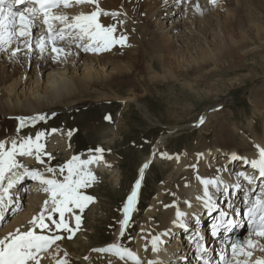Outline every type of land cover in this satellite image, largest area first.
Returning <instances> with one entry per match:
<instances>
[{
  "label": "rangeland",
  "instance_id": "obj_1",
  "mask_svg": "<svg viewBox=\"0 0 264 264\" xmlns=\"http://www.w3.org/2000/svg\"><path fill=\"white\" fill-rule=\"evenodd\" d=\"M238 1L239 0H232V2L228 4L223 2L225 4L221 3L222 6H220L219 2L216 4H208L207 12L201 16V14L193 13V10H191L193 0H179L178 2L176 0V3H180L179 6L182 7L174 16V18L179 17L178 22L180 24L182 23L180 30L175 33V35L181 38L180 44H185V41L188 39L183 33L189 35H193L194 33L197 35L196 29L199 28L208 31L205 32L206 37L211 40L212 37L214 38L217 35L216 31L213 29L216 28V26L218 27L219 23L226 27H231L235 29V31H237V29L241 30L243 27L245 29L248 19L239 12L238 5H240L243 0L239 3ZM236 5L237 9H235ZM78 6L79 5H76L75 8L67 9L68 11L76 9L73 11L71 10V13L69 12L67 14L69 16H74V13L79 11V9L77 10ZM156 6L157 1H151L146 8L148 12L153 10L154 13H150L151 16L152 14H156ZM255 7L257 8V5H255ZM111 10L115 11L116 9L111 8ZM106 12H109L107 8ZM115 12H119V10ZM235 13H237V15ZM191 14H197L199 16L196 15L190 19ZM249 15L250 17L254 15L253 10H250ZM103 16L104 20L108 22L109 18L105 15ZM232 16L236 18L234 19ZM230 17L233 19L231 20ZM148 18L149 16L147 15L140 20L133 21V23L130 20L129 22L133 26L129 32H125L121 30L118 25H115L116 31L114 35L117 37L121 35L126 36L127 41L125 46L127 48L125 46L121 47V45L118 44V46L115 45L117 50H115L114 46V49L113 47L111 48V50L113 49L112 52L110 50L103 51L102 53L92 51L84 52V54L90 53L89 55L91 56H96L98 54L99 56L109 55L108 58L106 57L107 59L113 58L120 61L116 64H109L110 67L108 66V75L106 76H111L108 79L113 78L111 83L105 82L102 85H94L90 87L89 93L80 94L77 97L60 102L50 109H46V116L43 120H38L30 124L27 123L24 127H20V123H16L20 116L19 111H17V114L9 115L7 118L2 115V120L7 122V126L17 129L12 132L13 134L11 136V139L13 141L15 140L17 144L27 138L35 140L38 133H44V136L39 141V143L44 145L41 154L43 163L36 161L33 166L36 170L46 172L55 179L63 180L64 175H67L66 170L63 174H61L59 170L71 160L72 157L79 156L81 159H85L90 155H95V150L97 148L104 150L103 159L110 160L114 163L112 164L113 166L110 165L114 168L112 170L113 172L111 170H109L110 172L97 171L96 168L90 165V170L96 175V181L91 187L82 189V191L86 195L94 197L95 202L90 204L82 214L81 229L76 232L74 238H64L57 242L59 250H56V254H58L59 251H63V254L60 252L61 257H63L66 252L67 259H73L74 264H93V259L96 264L105 261L103 257L107 255L106 252L104 253L96 250L106 248L113 243L115 234L123 218L124 205L138 178L140 168H142L143 162L154 153L151 152L152 145L157 139L159 140L160 136L164 139L167 138V141L157 152L156 160H154L150 167H148L149 169L146 170V176L141 188V196L139 197L140 201L137 203V210L134 214V217H136L133 222H130L126 235H124L121 241L124 247H132L135 245V238L140 234L142 229L141 224H144L145 228L152 233H154L155 230L160 231L167 229L168 226L165 219L169 218L168 214L175 208L181 207L184 203L183 190L191 180L190 172L195 169H193V166L199 164L201 160L199 157V153L201 152H199L200 149L202 150L205 146H208V144L209 147L220 148L232 143L236 144L240 149H247L246 153H252L254 147L249 146L247 139L251 138V136L264 137L261 131L264 129V119L254 110V104L257 99L260 98L264 100V46L261 45L260 41L262 39L260 38V40H258L253 34L251 35L254 38H250V40L254 39L253 42L255 41L256 43L254 42L253 44L251 41L249 47H257L258 45L259 50H254L255 52L249 54V58L247 57V59L238 58L235 62H230L224 58L226 61L221 59L220 66H218L219 68L215 67L212 62H206L204 65L199 66L203 64L202 61L205 62L204 59L206 56L193 47H190V51L187 53V59L185 58L183 60V57H181L182 54L178 51V49H180L178 47L179 42H177L176 45L174 43V47H176L174 49L172 48L170 52L168 49L163 48V45L156 40V36L146 35L142 38L141 34L143 32L151 33L154 29H158V26L156 27L154 24L151 25L147 20ZM240 19L245 22H242L244 26L241 27V29L238 27V25H240ZM184 23H186V25ZM169 24V22L162 23L161 27L167 29ZM210 27H212V29ZM139 35L141 38L137 37ZM196 35L195 40L199 39L198 41L201 42L202 39L198 38V35ZM177 36H175L176 39L174 38L176 41L178 39ZM65 42L59 43L64 45L71 44V46H77L79 44V46L84 49L83 42ZM247 45L248 44L243 46L239 51L246 48ZM118 47H121V51H124L126 48V52L121 54ZM159 48H162L164 52L160 51ZM127 49L129 50L127 51ZM194 52L197 53L195 54ZM9 53L5 52L6 55H4V57L8 55L11 57ZM129 53L137 55L138 60L135 62V69H133V67L130 66L131 63L128 62L127 55ZM2 54H4V52L1 53V55ZM53 54L54 53L49 50L47 55L52 57ZM163 54L166 56L165 62H159L160 60L158 61V58L163 56ZM176 57H181L180 61L176 62ZM241 57L243 58V56ZM59 58L63 61L66 60L64 55H61ZM22 62H24V60H22ZM119 63L122 66H124V64L128 66L127 70L130 71L128 80L120 77L116 72L117 68L122 67ZM73 64L75 66H71ZM85 65L89 66V64L83 61H71L66 68L64 67L65 69L63 68V72H65V76L69 77L75 76L76 74L82 76L84 72H86ZM144 65H148L152 71L158 72L159 75L161 71L165 69V66L168 65L167 67H172L174 70L175 77H167L168 79L160 78L158 80L151 79L145 82V76L142 72L145 70ZM95 66L96 70L98 67L97 65ZM130 67L131 69H129ZM75 70L77 73L74 72ZM154 72H152V74H155ZM101 73L103 72L100 71V74ZM104 73H106V71ZM195 83L199 85L198 89L202 90L204 88L203 92L199 90L200 94L195 93V91L190 88V86L195 85ZM131 91H134V94ZM206 93H209L207 94L209 97L205 95ZM214 102L218 103L220 107L221 105H226L225 108H223V113L220 114V117H217L219 109H216L214 111L215 113H209L211 114V116H209L210 118L208 116L206 117L205 111ZM47 113L51 114L48 115ZM203 114L205 115L204 123L198 124L196 127L191 126L198 122V120L204 116ZM214 115H216L217 119H215L216 117ZM225 116H227L230 123L227 126L221 124L223 121L224 123L227 122L224 118ZM105 117H110V119H106ZM229 118L238 121V123H234L233 120L231 122ZM250 122L252 125L254 122L253 128L250 127L251 129L249 128ZM240 124H242V127ZM228 128H230V130ZM239 128L245 130L241 132ZM251 131L255 132L252 134ZM69 132L72 133L70 136ZM56 133L59 134V137H65V141H68H66V143L69 145L65 144V147L68 146L67 148H63L57 138L52 140V145H57L60 149L58 151L57 148L59 147H55L53 148L55 150L52 151V148H50L51 136L56 135ZM168 134L169 136H167ZM3 143L6 148L11 147L9 140L3 141ZM62 148L64 151L61 150ZM71 151L74 153L73 155ZM195 151L196 154L193 156ZM172 155L175 157H179L178 155H185L187 171L180 169V166L176 165L171 157L169 158V156ZM22 157L23 156H17L19 159L18 162L22 160L23 162L21 161L20 163L24 165L25 159ZM51 159H56L55 163L51 164ZM190 161L193 162L192 168ZM219 161L220 159L218 162ZM222 166L228 167L235 176L248 170V165L241 164L239 160L228 161ZM48 168H52L54 171L48 172ZM23 180L28 181L29 179L24 178ZM258 189H261L260 185H258L255 191L258 192ZM159 193L162 194L161 197L159 196V198H156ZM229 201L228 198L222 200V205L220 204L222 209H226ZM160 203L170 204V209L167 211L166 215H163L164 212L162 214L159 213ZM240 204L243 205V202H240ZM77 214H80L78 210ZM69 215L70 214H66L68 223L70 227L74 228L75 222L73 223L71 220V217L74 216L73 214ZM161 215L163 216L161 217ZM151 217H155V219L150 220L149 218ZM53 219L58 220V214L54 215ZM45 223L49 224V227L53 228L55 231V226L51 224V221L45 220ZM36 231H39V233L41 232L40 229ZM43 234L49 233L45 230ZM56 234L62 237L68 236V233L63 230L57 231ZM247 238V232L243 231L238 235V240L242 241ZM86 257H88V259H85Z\"/></svg>",
  "mask_w": 264,
  "mask_h": 264
},
{
  "label": "bare ground",
  "instance_id": "obj_2",
  "mask_svg": "<svg viewBox=\"0 0 264 264\" xmlns=\"http://www.w3.org/2000/svg\"><path fill=\"white\" fill-rule=\"evenodd\" d=\"M151 1H154V2L157 1L156 11H155L156 14L155 15L152 14V16L150 15V13H152L153 10L151 12H148L146 9L148 4ZM178 1L179 0H177V2ZM218 2L220 3V6H222L221 3L226 2V4H228V3H231L232 0H218ZM239 2H241V0H239L238 3ZM98 4H99V7L104 12H106V8H107L109 10V13H119V15L117 16H111V15L107 16V18H109L108 22H106L104 20V16L101 15L99 17V22L105 27L110 26V25H118V27L125 32H129L133 26L132 24H130L129 22L130 20L133 23V21L140 20L141 18L146 17L148 15L149 18L147 20L151 23V25L154 24L156 27L158 26V29H154V31L151 33L143 32L141 34L142 38L146 35L156 36V40H158L161 43V45H163V48L168 49L170 52L172 48L174 49L176 47V46L174 47V43L176 45V43L179 42L178 47L180 49H178V51L179 53L182 54L181 57H183V60L187 57L188 55L187 53L190 51V47H193L194 49H197L198 52H201L206 56V58L204 59L205 62L202 61L203 64H200L199 66L204 65V63L206 62H212L215 67H218L220 66V60L224 58H226L227 61H230V62H235L238 58L247 59L248 55L255 52L254 50L258 49L259 47L257 45V47L254 46L250 48L249 47L250 42L252 41L253 44L255 42V41L253 42L254 39L250 40V38L257 37L258 40H260L261 38L262 39L260 40L261 45L264 46V37H263L264 36V0H243V2L240 3V5H238L239 12L248 19V23L245 29L243 27L244 25H242V22H243L242 19L239 20L240 25H238V27H240V29L241 27L243 28L241 30L237 29V31H235V29L231 27H226L222 25L221 23H219L218 27L216 26V28L213 29L214 31H216L217 35L214 38L212 37L211 40H209L208 37H206V33H205L208 31H204L199 28V29H196L198 36L194 33L193 35L183 33L188 38L185 41V44L183 45L180 44V39H181L179 38L180 36L175 35L176 31L180 30V28L182 27L181 25L182 23L180 24L178 22L179 17L174 18L175 14L178 13L180 9L182 8L181 6H179L180 3H176V0H98ZM208 4H212L210 0H193L192 5H191V8H192L191 10H193V13L201 14L202 16L205 12H207ZM197 5L199 6V11L197 10ZM255 5H257V8L255 7ZM75 7L76 6H73L71 8H75ZM111 8H115L116 10H119V12H115L116 10L112 11L113 9L111 10ZM78 9L79 11L78 12L76 11L77 13L75 12L74 15L79 14V13L90 14L92 11L95 10V5H92V4H86L82 6L79 5L77 10ZM235 9H237V5L235 6ZM73 10H76V9H73ZM250 10H253L254 12V15L251 17L249 15ZM70 11L67 10L66 12L69 13ZM235 14L237 15V13ZM196 15L191 14L190 19H192V17H195ZM232 17H230L231 20L233 18L234 19L236 18V17H233V18ZM165 22L170 23L167 29L166 28L163 29L161 27L162 23L164 24ZM184 24L186 25V23ZM210 28L212 29V27ZM41 31H43V29H41ZM39 34H40L39 32L34 33V35H37V36ZM252 34L254 37L251 36ZM195 35L198 38H201L202 41L201 42L198 41L199 39L195 40ZM141 36L139 35L137 37L141 38ZM175 36H177L178 38L177 41L175 40L176 39ZM65 43H68V42H65ZM246 44H248L247 47L239 51ZM15 46L16 44H13V47ZM57 46L64 48L66 54L65 53L57 54L53 52L54 53L53 56L49 57L47 55L48 51L44 53H40L38 50H34L31 54H28L26 50H23L20 54H17L16 57L11 58L8 54H7L8 56L4 57V55H6L5 52L2 55L1 53L3 52H0V142L9 140V143H12L13 142V140L11 139V136L13 134L12 132L17 130L16 128L7 126L6 124L7 122L5 120H2V115L5 116V118H7L9 117V115L11 116V115L17 114V111H19L20 116L18 117L16 121L17 124L20 123V118H24L27 120L28 118L41 116L43 114H44L43 116L45 117L46 109H50L54 107L55 105H57L58 103L66 101L67 99H70L73 97H77L80 94H83L86 92L89 93V90L91 89L90 87L94 85L96 86V85H102L105 82L106 83L112 82L111 80L113 78L108 79L111 76L110 77L106 76L108 75L107 69H108L109 64H116L120 62L119 60L113 59V58L107 59L109 55L99 56V54L96 55L95 53L96 56H93V55L91 56L89 55L90 53L84 54L85 51L81 46L79 47L71 46V44L64 45L59 42ZM114 47H115V50H117L116 46ZM121 47H118V49L120 50ZM112 50L110 51L112 52ZM125 50L124 51L120 50V53L121 54L125 53L126 52ZM128 50L129 49H127V51ZM159 50L164 52L162 48H159ZM61 55H64V57L66 58L65 61L59 58ZM241 56H243V58ZM165 58L166 56H164L163 54V56L158 58V61L160 60L159 62H165ZM176 58H177L176 62L180 61V58L178 57ZM127 59H128V62L131 63L130 66L133 67V69H135V62L138 60L137 55L134 53H129L127 55ZM22 60H24V62H22ZM71 61L72 62L83 61L84 63L89 64V66L85 65L86 72H84L82 76L77 75V74L71 77L65 76V72H63V68L64 67L66 68L67 65H69ZM95 65H97V67L100 69L97 68L98 70L97 69L95 70L96 68ZM119 65L121 64L119 63ZM71 66H75V65L73 64ZM167 66H165V69H163L159 75L158 72L152 71L148 65H144L145 70H143L142 72L144 73L143 75L145 76V82L151 79L158 80L160 78L168 79L167 77L174 78L175 77L174 70L172 69V67H167ZM195 66H198V65H195ZM131 67L129 69H131ZM127 69H128V66L124 64V66L117 68L116 72L118 73L120 77L128 80L129 78L128 75H130L129 74L130 71H128ZM100 71H102L103 73L100 74ZM105 71L106 73H104ZM74 72L77 73L76 70ZM152 72H154L155 74H152ZM197 83H195V85L191 84L192 86H190V88H192L193 91H195V93L200 94V91L203 92L204 88L202 90L198 89L199 85H197ZM207 94L209 93H206L205 95L207 96ZM207 97H209V95ZM225 106L226 105H221L220 107L218 103L214 102L210 106L211 109L208 108L205 111L206 117L207 116L209 117L211 116L212 113H215L214 111L216 109H219L218 110L219 114L217 115V117L218 116L220 117V114L223 113L224 111L223 108H225ZM254 110L256 113L261 115L264 119V100L258 98L256 103L254 104ZM47 114L50 115L51 113H47ZM214 116L216 117V115ZM217 117L215 119H217ZM224 118L226 119L228 124L227 122L224 123L223 120L221 124L223 126L229 125L230 123H229L227 116H225ZM230 120L232 122L233 119H230ZM35 121H38V120H35ZM233 121L234 123H238V121H235V120ZM240 125L242 127V124ZM253 125H254V122H253ZM253 125L250 122L249 128L250 127L253 128ZM228 129L230 130V128ZM243 130L239 128V131L243 132ZM261 131L263 132V135H264V129ZM254 132L255 131L253 132L251 131L252 134ZM57 138L59 139L63 148L68 147V146L65 147V144H67L66 143L67 140L65 141V137H59V134L56 133V135L51 136L50 148H52V151L55 150L53 148L59 147L57 145H54V146L52 145V140L57 139ZM166 141H167V138L164 139L160 136L159 140L157 139L155 141L156 144L154 142L155 146L154 144L152 146L151 152H154V153H152L148 157V159L145 162H143L142 165L147 163L149 167L150 164L153 163L154 160H156L157 154H158L157 152L165 144ZM247 142L250 147H254V150L252 153H246L247 149H240L239 147L236 146V144H232V143L224 145L220 148L219 147L212 148L211 146L209 147V144H208V146H205L202 150L201 149L199 150V152L201 151L199 153V157L201 159L199 164L193 166V162L190 161L191 168L193 166V169L194 168L195 169L190 172L191 180L189 184L183 190L184 203L182 204L181 207L175 208L172 212L168 214L169 218L165 219V221H167V226H168L167 229L160 230V231L155 230V232L152 233L151 231L147 230V228H145L144 224H141L142 229H141L140 234L136 236L135 238V242H136L135 245H133L132 247H125V248H128L131 252H133L138 257L139 264H149L150 261H155L157 262V264H188L187 258L191 257L190 256L191 254L189 253L191 250L190 246L192 245L193 237L195 236L194 234L200 233L201 235H205V232L207 231L208 227H211V225L209 224L212 218L217 219L218 215L221 212H224L219 207H217L219 206L220 201L222 205V200L224 198H228L230 200L231 206L226 207L225 210L236 212L242 207L240 202H246L249 199V197L254 198L255 196L261 195V192H264V189H262V191H260V194H257V195H255L254 193L250 194V192L253 189H256L258 185H261L262 183H264V179H258L254 184L249 185L248 182L243 179V177H240L239 175L235 176L234 173L230 171L228 167L222 166L224 165V163L232 160L233 154H236L242 158H247L249 160L257 158L258 152H257L256 146L257 145L264 146V137L262 138L261 136L259 137L251 136V138L247 139ZM63 148L61 150L64 151ZM59 149L60 147L57 148L58 151ZM187 153L190 154L189 152ZM71 154L73 155L74 153H72L71 151ZM195 154H196V151L195 153H193V156ZM185 155H182V156L178 155L179 157H175L174 155H172L173 157L169 156V158L171 157L174 163L180 166V169L187 171V168H186L187 163L185 161ZM22 158L25 159L24 162L26 165L24 164L23 165L24 167L28 168L29 170L39 171L40 173L44 175L45 178L52 179V176L50 174H47L46 172H42L41 170L35 169V167L33 166V164H35V162L37 161V159L35 158V154H33L32 156H23ZM88 158L89 157L85 159H88ZM219 159L220 161L218 162ZM17 160L19 159L17 158ZM55 160L56 159H51L50 163L51 164L55 163ZM239 161L241 164H245L243 163L242 160H239ZM112 164H114L112 161L103 159L100 163L92 164L91 166L96 168L97 171L98 170L99 171L100 170L101 171H109V170L112 171L114 169L113 167L110 166ZM27 165L30 167H28ZM148 167L144 170V173H143V177L141 180V186L137 194L136 205L139 201V196L141 195V188H142V184L145 179L146 170L149 169ZM89 168H90V165H89ZM16 171L18 173H21L23 171V168L17 169ZM245 173L248 175L255 174L254 170L251 169L249 165H248V170ZM25 178L27 179L29 177H25ZM138 179H141L140 171H139L137 180ZM205 179H219L220 181L223 182V184L219 185L220 190H218L216 187H213L211 185L208 186V192L212 196V200L216 205L215 210H211L205 206L206 197H204V185L201 183V181ZM236 184H240L241 188L236 189L234 187ZM224 185L228 186V191L226 192L223 191ZM134 186L135 184L133 185L132 190ZM41 188L42 186L39 184L38 181H35L30 178L28 181L27 180L21 181L19 184L16 185V187H14L11 190L14 200L17 202V204L21 207L22 210L7 217L5 225H3L2 227L0 226V238H3L9 232H12L16 230L17 228L21 229L22 231H26L29 228L30 226L29 221L32 219L33 216H36L38 213L41 212V209L44 205L45 200L48 199V194L41 191ZM132 190L130 192H132ZM161 195L162 194L159 193V195L156 198H159V196L161 197ZM169 209H170V204L160 203V209L158 211L160 214L164 212L163 215H166ZM177 211L184 213V216L178 219L176 215ZM163 215H161V217ZM122 216H123L122 218L123 220L124 212ZM71 218H72L71 219L72 222L74 223L75 222L74 217H71ZM149 219L154 220L155 217H151ZM232 219L235 221V224H236L235 228L232 229V231H230L226 236L224 233H221L220 239L221 238L225 239L226 237L234 238L239 232V227L243 223L242 219L236 216H232ZM130 222L124 230V235H126ZM181 222L183 223L184 227H181ZM190 222L193 223L191 230L187 226ZM223 231L226 232L228 230L224 229ZM124 235L123 236L121 235V223H120V226L118 227V230L115 234V239L112 244H120L122 246L121 241ZM207 235L208 234H206V238L209 237V235L208 237ZM157 236H159L161 243L158 245L159 251L153 252L152 251V240L154 237H157ZM252 238L255 239V237H252ZM261 243H264V240H262ZM229 248H230V245H228L225 250L220 248L219 251L221 252L225 251V253H227ZM60 252L61 251H59L58 254H56L55 247L52 250V254H54L56 258L61 257ZM61 253L63 254V251ZM52 254L43 253L42 255L44 258L41 260V264H54ZM106 254L107 255H104L103 257V259L105 258V261L100 264H136L135 261H132L128 259L127 257H125L124 259H120L112 253L106 252ZM180 255H181V257L179 258L180 261L178 262L176 261V257ZM256 257H264V252H259V251L255 252L253 255V259H255ZM67 260H68V264H74L73 259H67ZM92 263L96 264L94 259L92 260Z\"/></svg>",
  "mask_w": 264,
  "mask_h": 264
},
{
  "label": "snow or ice",
  "instance_id": "obj_3",
  "mask_svg": "<svg viewBox=\"0 0 264 264\" xmlns=\"http://www.w3.org/2000/svg\"><path fill=\"white\" fill-rule=\"evenodd\" d=\"M210 2L216 4L218 0H210ZM85 4L95 5V10L90 14L79 13L74 16H69L66 12L73 6ZM197 10L199 11L198 5ZM101 15L117 16L119 13L104 12L99 7L98 0H0V52H9L10 50L11 57H16L23 50H26L28 54L34 50H38L40 53L50 50L62 54L65 53V49L58 47L57 44L65 41L83 42L84 51L92 52L108 51L117 44L125 46L127 37L115 36V25L103 26L99 22ZM35 32L40 34L34 35ZM13 44L17 46L13 47ZM44 118L42 115L27 120L20 118V127ZM105 118L110 119V117ZM198 123L203 124L204 119L201 118ZM71 134L69 132V136ZM43 136L44 133H38L35 140L27 138L19 144L13 141L10 148H6L5 144L0 142V226L6 222L7 217L22 210L14 200L11 190L25 177L38 181L42 186L41 191L48 194V199L45 200L41 212L32 217L26 231L17 228L0 238V264H41V260L44 258L43 253L52 254L54 246L57 251L59 250L58 241L64 238H74L76 232L81 229L82 214L90 204L95 202L94 197L86 195L82 189L91 187L96 181V175L90 170L89 165L100 163L103 160L104 150L97 148L95 155H90L88 159L84 160L79 156L72 157L59 170L61 174L65 170L67 171V175H64L62 181L55 178L48 179L39 171L24 167L17 160V156L35 154L37 161L43 163L41 154L44 145L39 143ZM256 147L258 156L255 159L249 160L236 154L232 155V160H242L254 170L255 174L253 175H248L245 172L238 174L249 185L254 184L258 179H264V146L257 145ZM147 167L146 163L140 169L141 179L136 181L124 205V219L121 221L122 236L129 224L131 212L135 210L138 190ZM21 168L23 171L18 173L16 170ZM47 171L53 172L54 170L48 168ZM201 183L204 185L205 206L215 210L216 205L208 192V186L211 185L220 190L219 185L223 182L219 179H205ZM260 186L264 189V183ZM234 187L240 189L241 185L236 184ZM223 191H228L227 185H224ZM247 204L245 216L251 233L247 239L237 240L231 244V258L229 259L227 255L221 256L224 264H264V257L253 259L255 252H264V243H261L264 240V192L254 198L249 197ZM77 210L80 214H76ZM56 214L59 216L58 220L53 219ZM66 214H73L74 228L70 227ZM176 215L179 219L184 216V213L177 211ZM226 215L227 213H220V219L214 225V234H219L222 228L231 230L235 227L231 220L225 221ZM45 220L51 221V224L55 226V231L45 223ZM181 227H184L182 222ZM36 229H40L41 232L38 233ZM45 230L49 234H43ZM60 230L68 233V236L62 237L56 234ZM160 243L159 236L153 238V252L159 251ZM96 251L112 253L120 259L127 257L139 264L138 257L120 244H112ZM200 252L206 254L202 244ZM52 258L54 264H68L66 252L64 257L56 258L52 254ZM149 264H157V262L150 261ZM205 264H209V261H205Z\"/></svg>",
  "mask_w": 264,
  "mask_h": 264
}]
</instances>
